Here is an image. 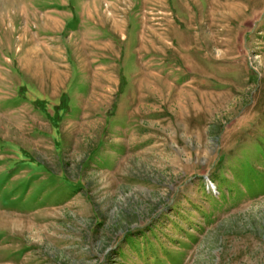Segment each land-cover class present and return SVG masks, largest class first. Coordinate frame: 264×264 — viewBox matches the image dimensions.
<instances>
[{
  "label": "rangeland",
  "instance_id": "obj_1",
  "mask_svg": "<svg viewBox=\"0 0 264 264\" xmlns=\"http://www.w3.org/2000/svg\"><path fill=\"white\" fill-rule=\"evenodd\" d=\"M264 0H0V264H263Z\"/></svg>",
  "mask_w": 264,
  "mask_h": 264
},
{
  "label": "water",
  "instance_id": "obj_2",
  "mask_svg": "<svg viewBox=\"0 0 264 264\" xmlns=\"http://www.w3.org/2000/svg\"><path fill=\"white\" fill-rule=\"evenodd\" d=\"M263 264H264V261H263Z\"/></svg>",
  "mask_w": 264,
  "mask_h": 264
}]
</instances>
